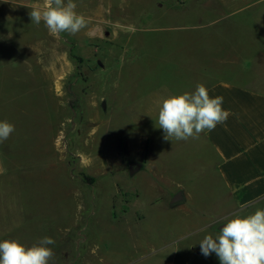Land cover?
Here are the masks:
<instances>
[{
  "label": "rangeland",
  "instance_id": "obj_1",
  "mask_svg": "<svg viewBox=\"0 0 264 264\" xmlns=\"http://www.w3.org/2000/svg\"><path fill=\"white\" fill-rule=\"evenodd\" d=\"M9 1L0 121L15 131L0 241L51 237L50 264H220L199 245L232 218L205 166L211 151L201 134L165 140L158 111L170 95L232 79L264 0H74L89 20L75 35L31 22L44 0ZM130 163L141 164L133 176Z\"/></svg>",
  "mask_w": 264,
  "mask_h": 264
},
{
  "label": "crops",
  "instance_id": "obj_2",
  "mask_svg": "<svg viewBox=\"0 0 264 264\" xmlns=\"http://www.w3.org/2000/svg\"><path fill=\"white\" fill-rule=\"evenodd\" d=\"M9 3L0 0V10L9 11ZM250 18L254 20L249 22L247 53L234 48L239 55L232 64V79H211L205 86L211 97L224 98L223 108L229 112L225 123L201 133V139L212 154L205 166L220 185L223 204L233 207L231 217L264 209V9ZM10 22L9 16L0 19V100L4 105L10 104L6 93L11 74ZM7 149L6 141L0 143V181L9 174Z\"/></svg>",
  "mask_w": 264,
  "mask_h": 264
},
{
  "label": "clouds",
  "instance_id": "obj_3",
  "mask_svg": "<svg viewBox=\"0 0 264 264\" xmlns=\"http://www.w3.org/2000/svg\"><path fill=\"white\" fill-rule=\"evenodd\" d=\"M74 0H44L42 7L30 9L31 22H43L50 34L75 35L85 29L89 20L76 11ZM222 96L211 97L203 84L193 92L164 98L158 111V125L165 140L198 138L223 124L229 112L223 108ZM15 131V126L0 121V143ZM55 240L45 236L36 244L25 246L15 239L0 241V264H50ZM201 254L215 253L220 264H264V209L246 216L235 215L223 224L218 235H206L199 243Z\"/></svg>",
  "mask_w": 264,
  "mask_h": 264
},
{
  "label": "water",
  "instance_id": "obj_4",
  "mask_svg": "<svg viewBox=\"0 0 264 264\" xmlns=\"http://www.w3.org/2000/svg\"><path fill=\"white\" fill-rule=\"evenodd\" d=\"M141 169V164L138 163H130L128 165V174L130 176H133L135 173H137ZM182 200V195L180 192H177L174 194V196L171 198V203H178ZM223 226V225H222ZM222 226L219 227V230L222 228Z\"/></svg>",
  "mask_w": 264,
  "mask_h": 264
},
{
  "label": "trees",
  "instance_id": "obj_5",
  "mask_svg": "<svg viewBox=\"0 0 264 264\" xmlns=\"http://www.w3.org/2000/svg\"><path fill=\"white\" fill-rule=\"evenodd\" d=\"M121 147H122L123 149H125V146H124V145H122Z\"/></svg>",
  "mask_w": 264,
  "mask_h": 264
}]
</instances>
